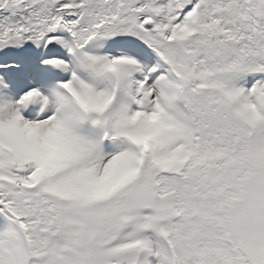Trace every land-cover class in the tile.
<instances>
[{
  "label": "snow or ice",
  "instance_id": "obj_1",
  "mask_svg": "<svg viewBox=\"0 0 264 264\" xmlns=\"http://www.w3.org/2000/svg\"><path fill=\"white\" fill-rule=\"evenodd\" d=\"M0 264H264V0H0Z\"/></svg>",
  "mask_w": 264,
  "mask_h": 264
}]
</instances>
